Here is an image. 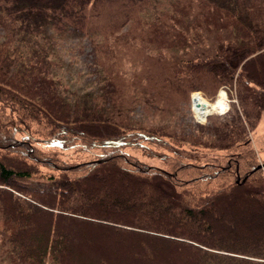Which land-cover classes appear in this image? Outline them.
Here are the masks:
<instances>
[{
    "label": "trees",
    "instance_id": "obj_1",
    "mask_svg": "<svg viewBox=\"0 0 264 264\" xmlns=\"http://www.w3.org/2000/svg\"><path fill=\"white\" fill-rule=\"evenodd\" d=\"M72 38L91 45L85 90L65 80ZM222 86L237 99L227 112L184 120L194 91L212 98ZM263 111L264 0H0V259L107 264L113 232L87 218L100 216L179 233L195 264H264V239L239 245L231 233L264 236V225L233 219L264 207L248 133ZM137 195L156 208L139 210ZM129 211L132 221L120 215ZM121 231L134 237L113 254L126 262L166 264L182 243Z\"/></svg>",
    "mask_w": 264,
    "mask_h": 264
},
{
    "label": "rangeland",
    "instance_id": "obj_2",
    "mask_svg": "<svg viewBox=\"0 0 264 264\" xmlns=\"http://www.w3.org/2000/svg\"><path fill=\"white\" fill-rule=\"evenodd\" d=\"M74 44L76 45V49L74 51L71 52H67L65 54V59L67 61V63H70V67L67 69L66 72V76H65V80L69 81V83L71 84L72 88H77V89H81V90H85L88 89L90 84H91V76L90 73L88 72L90 70V65H91V45L88 42V40L86 39H81V38H72L70 39L66 45L70 46V47H74ZM80 45L84 46L83 50H80L79 47ZM79 49V50H78ZM222 91V92H221ZM225 91V92H223ZM228 88L225 86L220 87V89L218 90V92L215 94V96L208 97L204 94V92L202 91H194L191 94V100L189 102V104H187V108H186V112L184 115V120L186 121H194V122H200V123H207L208 122V115H221L224 114L225 112H227L230 109L231 103L237 101V99L233 96L231 97L229 92H228ZM198 92V93H197ZM221 92V93H220ZM194 94L195 98L199 97L201 99V101L206 104L207 106H210L211 108L215 107L217 105V103L220 101L221 102V106L223 108V110L225 109L224 107H226V102H228V107L226 108L225 111L222 110V112L218 111V110H213L210 109L208 112H201L199 110H197L195 108V104H193L192 101V95ZM224 100V103H223ZM223 104V105H222ZM195 108V109H194ZM221 108V109H222ZM249 137H250V147H252L253 153L255 154V161L259 163L264 162V111L260 117V119L257 121L256 125L254 128H249ZM153 148H156L158 150H162V151H168V147L158 143V144H153L152 145ZM242 147H239L238 149H240ZM131 151H133L136 155H139L142 159L147 160L149 163H153L156 165H160V164H165L162 162V160L157 159V158H149L146 157L141 150L138 149H130ZM200 152H196L194 150H190L186 153L190 158L192 159H205V154L206 151L208 150H203L200 149ZM210 154L212 151H208ZM71 153V151H70ZM66 155H69V151L63 152L64 157H66ZM72 159L71 160H78L79 158H74L76 156H78V154L76 153H72ZM86 154H82L83 157H85ZM264 171V168H262ZM48 171V167L45 165H40V174H44L45 172ZM142 193V192H141ZM121 199L122 197H124L125 195L123 193H121ZM241 198L240 202L243 203V205H246V198H243L242 196H238ZM136 202L139 204V210L143 209V210H149V208H156L155 204H152L151 207L143 204L144 199L143 196L137 195L136 196ZM113 203L106 201L104 203V206L108 207H113L112 205ZM138 207L136 208L135 211H138ZM246 210H250L249 208H247ZM254 212V213H253ZM170 213V212H169ZM237 212H235L233 214V219L234 222L236 223L238 229H242L243 225L245 224V222H250L253 225H257V226H262L264 225V207L262 208H258V210L255 209V211H251L248 213L246 211H243V214H236ZM76 215H80V214H76ZM122 218H124L125 220H131L132 221V212H126V213H122L120 214ZM162 216V215H160ZM165 216V215H164ZM230 216V215H229ZM88 219L94 220L96 223H102L107 225L106 223H108L109 225L108 228L111 232L110 234V238H112L114 241H110L108 242L106 245H103L102 247L105 250V255L107 256V264H143L140 262L139 259H132L131 261H125V259H123V257H120L121 255H119V258L116 256H113L114 251L117 250V253L120 252L119 248L117 247V243L121 242L120 239H127L128 241H130V244L133 246L134 243L133 242V235L132 234H128V233H124L121 230H128V229H132L135 230L133 232H137L136 234H139V236H141V238H147L148 242L151 243L154 241V238H152L151 236H163V237H170V242H181L182 243H177L175 245H169L170 249H171V253L170 255H167L164 259L167 261L166 264H195L199 259H201V256L199 254H197L196 252L194 253L193 249H191V247H186L183 245L187 244V243H192V242H188V240H186L187 238H184L182 236H180V234H176V235H171V234H166V233H162L158 230H153L150 227H147L146 225L142 224V223H138L135 226H132V228L130 226H126L120 222H117L115 220H108L105 218H102L100 216H92V217H87ZM165 218V217H164ZM28 221L27 223L30 224V233H31V238L30 240L32 242H39L42 238V230L40 229V227L35 223L34 220H32L31 218H27ZM94 221H91L92 223ZM218 221H222L224 222V219H218ZM226 222V221H225ZM26 223V222H25ZM227 223V222H226ZM75 227V226H74ZM241 227V228H240ZM121 229V230H120ZM237 229V230H238ZM119 230V231H118ZM241 231V230H240ZM239 231V232H240ZM239 232L234 231L231 232L234 236L232 238V240L241 245L246 241H257V240H261L264 239V236H256V235H240ZM109 234V233H108ZM117 234V235H116ZM219 235H222V232H220ZM207 237V236H205ZM115 238V239H114ZM120 240V241H119ZM153 240V241H152ZM155 242V241H154ZM24 245L27 247L30 244V241H24L23 242ZM32 244V243H31ZM158 245V243H156ZM129 247V246H128ZM118 248V249H117ZM129 249V248H128ZM127 249V250H128ZM123 256V255H122ZM155 256V260L158 259L160 256H157L156 254ZM158 257V258H157ZM7 258L5 256H2L0 259L1 264H7ZM69 263L70 264H82L81 261L79 262H75V260H72L71 258L69 259Z\"/></svg>",
    "mask_w": 264,
    "mask_h": 264
},
{
    "label": "bare ground",
    "instance_id": "obj_3",
    "mask_svg": "<svg viewBox=\"0 0 264 264\" xmlns=\"http://www.w3.org/2000/svg\"><path fill=\"white\" fill-rule=\"evenodd\" d=\"M221 92H222V91H221ZM221 92H220V93H221ZM223 92H225V91H223ZM197 93H198V92H197ZM223 103H224V100H223ZM194 104H195V108H196L197 110L201 111V112H208L210 109H213V110H218V109H219V110H218L219 112H220V111L222 112V110H223L220 101L217 103V105H216L215 107L211 108L210 106H207L206 104H204V103L201 101V99H200L199 97H196V98H195V102H194ZM222 105H223V104H222ZM227 107H228V102H226V107H224L225 109H224L223 111H225ZM195 108H194V109H195ZM221 108H222V109H221Z\"/></svg>",
    "mask_w": 264,
    "mask_h": 264
},
{
    "label": "water",
    "instance_id": "obj_4",
    "mask_svg": "<svg viewBox=\"0 0 264 264\" xmlns=\"http://www.w3.org/2000/svg\"><path fill=\"white\" fill-rule=\"evenodd\" d=\"M192 101H193V103L195 102V96L194 95H192ZM257 168H264V162L259 163V165L257 166Z\"/></svg>",
    "mask_w": 264,
    "mask_h": 264
}]
</instances>
